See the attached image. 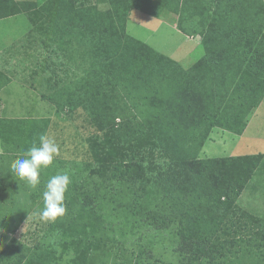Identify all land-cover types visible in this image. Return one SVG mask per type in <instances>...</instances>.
Here are the masks:
<instances>
[{
    "label": "trees",
    "instance_id": "obj_1",
    "mask_svg": "<svg viewBox=\"0 0 264 264\" xmlns=\"http://www.w3.org/2000/svg\"><path fill=\"white\" fill-rule=\"evenodd\" d=\"M259 1L262 20L244 42L210 45L213 37L201 30L205 54L193 68L184 69L172 67L175 60L128 33L126 24L132 9L157 18L172 12L181 31L190 21L188 26L197 33L198 8L185 18L192 0H0V19L25 13L34 31H53L50 43L60 33L70 43L74 40V46L90 40L94 54L105 53L110 60L111 70L84 71L78 92L69 98L46 96L59 107L82 108L93 121L98 132L87 143L95 163L55 158L52 166L41 169L40 185L29 187L32 203L24 200L26 205L20 207L6 186L28 184L9 171L2 173L0 227L14 232L32 207L39 212L44 204L37 191L44 190L53 175L67 172L72 183L65 193L66 214L50 224L60 232L143 234L149 250L157 233L166 232L176 239L180 264H264V222L234 210L253 174L264 166V152L199 157L212 128L241 135L248 115L264 97V4ZM208 4L214 8L212 17L217 2ZM7 82L0 71V89ZM2 121L12 127L7 125L11 131L6 135L0 132V166L10 167V160L39 143L50 120L39 119L41 125L31 135L25 129L21 140L23 125L29 129L34 121ZM79 248L74 245L76 253ZM27 252L10 238L0 250V264H23ZM34 260L29 263L42 264ZM86 261L78 254L73 264ZM134 264L147 263L138 259Z\"/></svg>",
    "mask_w": 264,
    "mask_h": 264
},
{
    "label": "rangeland",
    "instance_id": "obj_2",
    "mask_svg": "<svg viewBox=\"0 0 264 264\" xmlns=\"http://www.w3.org/2000/svg\"><path fill=\"white\" fill-rule=\"evenodd\" d=\"M190 6L194 12L199 6L198 0H192ZM188 24L190 21L182 24L186 28L183 31L186 34H193ZM0 30L7 33V35L0 33V37L16 39L15 43L0 52V71L8 76V82L0 89V132L6 135L11 131L7 125L9 128L12 127L8 123L5 124L2 118L10 120L29 118L34 122L30 124L29 129L27 124L23 125V131L19 133L21 140L25 138V129L31 135L34 127L41 125L39 119L49 118L45 134L54 137L60 145V154L56 159L63 162L95 163L87 143V139L98 132L93 121L82 108L72 109L69 105L59 107L46 96L52 93L69 98L78 92L76 89L79 82H82L84 71L89 72L97 67L109 74L110 60L105 53L96 56L94 48L90 46V40L83 41L82 46L78 44L74 46L76 43L74 40L70 43L69 40H65L63 33H60L57 41L50 43L49 38L53 31L50 30V35L41 34L39 30L34 31L25 13L0 20ZM127 31L164 55L180 59V63L186 68L179 63L172 67L193 68L190 42L182 33L171 27V22L161 24L160 19L135 10ZM61 38H64L63 43ZM79 39H82L81 35ZM155 64L157 67L160 66L159 63ZM247 121V127L240 136L216 127L219 130L213 132L214 136L222 134L229 137L232 142L228 144L227 139L225 142L223 139H214L204 148L205 156L263 153L264 106L249 114ZM216 145L223 148L212 151ZM58 166L59 161L54 167ZM6 171L11 172L7 163L0 166V177ZM6 187L8 190L11 187L9 191L12 193L11 197L20 196L21 202L13 198L16 207L32 203L29 198V186L15 184ZM44 190L37 192L42 194ZM234 210L238 216L244 211L264 222V166L259 167L253 174L237 198ZM38 213L32 207L14 232L8 233L4 229L0 231V250L10 238L26 246L27 258L23 264H28L34 259L42 261V264H73L78 254L87 259L85 264H134L138 259H143L147 264H150L147 260L152 264H180L174 250L177 246L176 239L167 236L166 232L157 233L149 250V240L143 234H116L107 237L103 233H96L94 236L78 229H73L71 234H65L59 229L52 228L51 222L42 219ZM80 240L82 244H78ZM76 244L78 248L80 246L79 253L74 249ZM158 260H161V263H158Z\"/></svg>",
    "mask_w": 264,
    "mask_h": 264
},
{
    "label": "crops",
    "instance_id": "obj_3",
    "mask_svg": "<svg viewBox=\"0 0 264 264\" xmlns=\"http://www.w3.org/2000/svg\"><path fill=\"white\" fill-rule=\"evenodd\" d=\"M18 1H23V0H18ZM32 1H35V0H32ZM42 1L44 0H37V2H42ZM210 1L211 0H198L199 6H198V11H197L198 13L197 17L200 20L199 30H204V32H206L205 30H209L210 31L209 37H213L212 40H209L210 45H213V44L216 45V43H219V42H222L224 44L228 43L231 45H233L235 42H244L246 38L248 37V35L250 34L251 30H257L262 20L263 8L259 0H214L217 2V9L214 14L212 13V17H211V12L214 11V8L212 7L213 9H211L209 7L208 3ZM262 3L264 4V0H262ZM190 8L191 7L188 6L185 9V14H187L185 15V18H188V15L193 13V11H191ZM135 10L137 9H132L129 13V17H128L127 24H126V30H128V23L130 21L133 11ZM13 16H16V15H13ZM13 16H9V17H13ZM9 17H5L2 19H6ZM177 18H178L177 14L168 12L164 16L157 18V19H160L161 24H167V22H171V27L179 31L180 33H182L187 39V41L190 42V55L192 56L190 58H192V64H194L205 54V48L202 44V38H203L204 33H201L200 31L194 34L184 33L177 26ZM193 18H196V17L193 16ZM165 19H167L168 21L166 22ZM0 33L7 35V33H3L1 32V30H0ZM262 33L264 34V27L262 29ZM15 41L16 39L10 40L7 37L1 36L0 37V44H1L0 52L6 50L8 47H10V45H12V43H15ZM170 58H172L177 63H179L182 67H184L180 63V59H177V58L175 59L173 57H170ZM236 61L237 60H235V62ZM262 106H264V97L260 101L259 105L253 109V111H257V109ZM253 111L251 113H253ZM215 130H219V129H217L216 127L211 129L207 139L205 140L199 152L200 157H203V156L209 157L208 155L205 156L204 154L205 152L203 153V151H204V148L208 144H210V142L212 143L214 139L216 140L223 139L224 142L227 139L228 144L232 142L229 137H226L222 134L219 136H214L213 132H216ZM224 142L222 144H224ZM220 148H223V146L216 145L215 148L211 150L216 151L217 149H220ZM216 157H219V156H216Z\"/></svg>",
    "mask_w": 264,
    "mask_h": 264
},
{
    "label": "clouds",
    "instance_id": "obj_4",
    "mask_svg": "<svg viewBox=\"0 0 264 264\" xmlns=\"http://www.w3.org/2000/svg\"><path fill=\"white\" fill-rule=\"evenodd\" d=\"M59 154L60 145L56 139L42 134L38 144L33 142L22 157H17L10 163L11 174L13 177L25 181L30 188L35 189L41 182V169L52 166ZM71 183L67 172L58 173L48 179L42 193L44 206L38 213L42 219L55 222L57 218L66 214L65 193ZM0 231H3V228H0Z\"/></svg>",
    "mask_w": 264,
    "mask_h": 264
}]
</instances>
